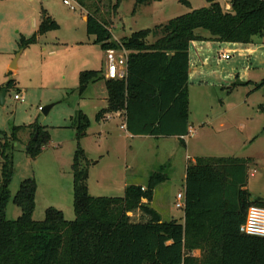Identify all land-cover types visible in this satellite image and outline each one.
I'll list each match as a JSON object with an SVG mask.
<instances>
[{
	"label": "trees",
	"instance_id": "16d2710c",
	"mask_svg": "<svg viewBox=\"0 0 264 264\" xmlns=\"http://www.w3.org/2000/svg\"><path fill=\"white\" fill-rule=\"evenodd\" d=\"M73 1L81 6L91 2L85 10V31L94 37L93 44L105 52H121L125 60L121 78L108 79L100 69L80 71L78 92L103 81L107 104L95 119L120 113L126 131L133 136H177L184 144L190 126L188 48L191 41L201 38L196 30L219 42L264 40V0H230L228 10L217 0H205L206 7L120 39H114L107 22L97 16L94 0ZM120 1L115 0L114 10ZM151 1L160 0H135V5ZM57 27L42 11L38 29L29 38L22 37L20 45L33 44ZM13 84L9 80L6 91ZM263 86L264 81L254 88ZM261 109L264 112V103ZM76 121L77 134L85 132L88 117L80 111ZM25 128L15 127L0 144V264H264V237L239 230L250 205L264 207V197H252L246 187L249 168L256 167L250 157L204 156L187 161L183 220L179 222L162 219L149 206L156 186L166 179L163 166L144 184L128 182L121 196H92L86 183L88 159L77 144L71 164L74 218L67 220L61 210L48 207L41 220L33 219L36 182L27 178L12 198L20 214L8 219L5 208L11 197L15 133ZM28 130L32 136L25 152L36 158L49 135L39 125H30ZM136 211L147 219L134 220L130 213ZM194 250L200 255L194 256Z\"/></svg>",
	"mask_w": 264,
	"mask_h": 264
},
{
	"label": "rangeland",
	"instance_id": "374dc122",
	"mask_svg": "<svg viewBox=\"0 0 264 264\" xmlns=\"http://www.w3.org/2000/svg\"><path fill=\"white\" fill-rule=\"evenodd\" d=\"M69 1L74 9L63 0H0V87L14 81L0 105V144L5 137L10 138L15 127L27 126L15 133L18 142L14 143L11 197L5 208L8 219L20 214L12 198L27 178L36 182L33 219L41 220L48 207L61 210L67 220L74 218L71 164L77 144L88 159L84 166L92 196H121L126 175L144 183L163 166L161 173L166 179L157 185L160 193L156 201L160 209L166 207L164 198L168 196L170 212L176 219L183 212L175 207L174 198L182 190L185 159L250 157L256 167L249 168L247 189L252 194H264V86L254 88L264 81L263 38L254 37L248 44L211 39L202 44L205 59L199 69L195 58L201 48L191 44L192 74L187 89L193 134L183 139L184 144L174 137L128 136L122 114L108 120L95 119L107 104L103 81L90 83L81 94L78 92L79 72L105 69L107 59L106 52L93 44L94 37L85 31L83 15L91 2L81 6ZM94 1L97 16L107 22L114 37L165 24L208 4L205 0H187L188 5L179 0H160L135 5V0H121L114 10L115 0ZM217 1L223 7L230 0ZM42 11L56 21L57 29L22 47L21 38L35 32ZM224 51L230 54L227 60L219 57ZM16 92L23 100L14 99ZM50 104L53 106L44 114L42 108ZM80 111L89 119L84 135L77 134L76 129ZM30 125L41 126L49 135L36 158L25 152L32 136ZM133 219L145 220L147 216L137 212Z\"/></svg>",
	"mask_w": 264,
	"mask_h": 264
},
{
	"label": "built area",
	"instance_id": "2783aa9c",
	"mask_svg": "<svg viewBox=\"0 0 264 264\" xmlns=\"http://www.w3.org/2000/svg\"><path fill=\"white\" fill-rule=\"evenodd\" d=\"M63 3L69 6L71 9H74V5H72L69 0H63ZM219 57L221 59L227 60L230 58V54L228 52H222L219 54ZM106 59H107V66L104 76L108 79L123 77L124 71H122V68L125 66L123 53L115 50H107ZM13 97L17 101L23 100V97L19 93H15ZM192 134H193V128L189 126L187 134L183 136V139ZM175 206L176 208L179 209L184 208V193H178L176 195ZM239 230L240 232L248 235L264 237V207L257 205H250L247 208L245 220L240 225Z\"/></svg>",
	"mask_w": 264,
	"mask_h": 264
},
{
	"label": "crops",
	"instance_id": "0c3cea01",
	"mask_svg": "<svg viewBox=\"0 0 264 264\" xmlns=\"http://www.w3.org/2000/svg\"><path fill=\"white\" fill-rule=\"evenodd\" d=\"M190 6V5H189ZM222 7V6H221ZM222 8H224L225 10H228L229 8H230V5H229V3H226ZM194 9H196V8H194ZM192 10V9H191ZM187 12H189V11H187ZM186 13V12H185ZM83 20H86V15H83ZM155 25V24H154ZM153 25V26H154ZM153 26H149V27H145V28H152ZM38 29V28H37ZM36 29V30H37ZM142 29H144V28H142ZM35 30V31H36ZM196 34L197 35H200L201 36V38L200 39H196V40H193V41H191L190 42V44H189V48H188V55H189V67H188V77H189V74H192V70H191V67H190V65H191V56H190V46H191V44L192 43H195V45H198L200 48H201V50L199 51V52H197V57L195 58L196 60H198V62H195L196 64L198 63H200V61L201 60H203V59H205V55H204V51L202 50V46L203 45H206L208 42H210V40H211V38H210V36H209V34H207L206 32H203V31H201V30H196ZM44 35V34H43ZM42 36V35H41ZM40 37V36H39ZM121 36H119V37H114L113 36V38L114 39H118V38H120ZM203 44V45H202ZM225 52V51H224ZM203 65V64H202ZM201 67V65L199 64L198 65V67L196 66V68H200ZM101 71H102V73L104 74L105 72H106V67H105V69L104 68H101L100 69ZM16 93H18V92H16ZM20 93V92H19ZM106 107V106H105ZM119 115H120V113H108V114H106L105 115V118H104V120H108V119H110L111 117H119ZM188 117H189V115H188ZM123 123H124V121H123ZM122 123V125H124ZM188 123H189V118H188ZM189 125H190V123H189ZM86 133V130H85V132H83V133H81V135H84ZM131 134L130 133H128V136H130ZM131 136H133V135H131ZM172 137H174L175 139H177V140H179V138L177 137V136H172ZM180 141V140H179ZM186 161H189V160H193V159H185ZM187 164V163H186ZM186 164L184 163V165H183V167L181 168L182 169V177H180V180H181V185H182V190H181V192L180 191H178L177 193H176V195L178 194V193H183L184 192V181H185V168H186ZM133 168V166L131 165V167H130V169H132ZM172 169H173V166H172ZM253 170H255V169H253ZM149 175V174H148ZM149 177V176H148ZM148 179V178H147ZM168 179V178H167ZM130 180V181H129ZM128 181L129 182H132V183H139V182H137L138 181V177H133V178H131V179H129V178H127V175H126V177H125V179H124V187H125V185L128 183ZM146 182V181H145ZM144 182V183H145ZM143 183V184H144ZM162 184V183H161ZM159 186V185H158ZM158 186H156V188H155V190H154V194H153V199H152V201L149 203V206L151 207V208H153L156 212H158L160 215H161V217H162V219H175V220H177V221H179V222H182V220H183V212H182V215L181 216H179L178 217V219H176L172 214H171V212H170V203H171V201H170V199L168 198V196L167 197H165L164 198V204L166 205V207H161V209H160V207H158V204H157V201H156V199L158 198V196H159V193H160V191H159V189L157 188ZM124 187H123V190H124ZM247 187V186H246ZM248 190V189H247ZM250 193V192H249ZM251 194V196L252 197H255V196H260V197H264V194H261V193H257V194H252V193H250ZM174 199H176V196H175V198ZM176 202V201H175ZM175 205V204H174ZM176 207V206H175ZM137 212H140V211H136V212H133V213H130V216L133 218V215L134 214H136ZM146 220V219H145ZM136 221H138V220H136ZM144 221V220H143ZM192 254L194 255V256H199L200 255V252H199V250H194L193 252H192Z\"/></svg>",
	"mask_w": 264,
	"mask_h": 264
},
{
	"label": "water",
	"instance_id": "95a60500",
	"mask_svg": "<svg viewBox=\"0 0 264 264\" xmlns=\"http://www.w3.org/2000/svg\"><path fill=\"white\" fill-rule=\"evenodd\" d=\"M12 67H14V66H12ZM6 93H7V91H6V84H4L2 86V88L0 89V105H2L4 103V97H5ZM52 106L53 105L50 104V105H48L46 107H43L42 110H43L44 114H46L50 110V108Z\"/></svg>",
	"mask_w": 264,
	"mask_h": 264
}]
</instances>
